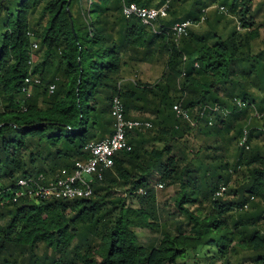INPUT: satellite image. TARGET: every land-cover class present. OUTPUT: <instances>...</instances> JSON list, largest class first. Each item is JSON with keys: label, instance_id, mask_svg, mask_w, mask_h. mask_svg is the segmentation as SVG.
Here are the masks:
<instances>
[{"label": "trees", "instance_id": "trees-1", "mask_svg": "<svg viewBox=\"0 0 264 264\" xmlns=\"http://www.w3.org/2000/svg\"><path fill=\"white\" fill-rule=\"evenodd\" d=\"M214 5L238 26L210 19ZM263 6L174 0L154 29L126 17L121 0H0V264H264V115H255L264 112ZM188 19L177 41L171 28ZM159 59L156 81L126 76L129 65ZM30 72L42 83L28 95ZM117 94L127 118L153 126L128 134L133 148L93 194L15 199L20 178L72 168L89 142L113 134ZM181 101L195 125L176 116ZM155 172L157 183L179 186L183 224L159 206ZM137 227L159 234L150 247Z\"/></svg>", "mask_w": 264, "mask_h": 264}, {"label": "built area", "instance_id": "built-area-1", "mask_svg": "<svg viewBox=\"0 0 264 264\" xmlns=\"http://www.w3.org/2000/svg\"><path fill=\"white\" fill-rule=\"evenodd\" d=\"M174 0H165L160 6L145 7L140 6L136 2H127L121 0L123 6V13L126 17H137L143 24L155 29L156 23L161 18L168 17L171 3ZM225 10L224 6L220 7ZM194 25L191 19L177 22L172 26V31L178 41L183 35L188 34L189 28ZM29 34L34 37L33 32ZM32 50L39 47L38 41L34 40L32 43ZM34 54L30 61L33 64ZM196 66H199L196 63ZM27 86L25 92L30 95L35 84H41L42 79L38 74H28L25 78ZM57 88L56 83L49 85V92L54 93ZM235 102L241 108L247 107L248 102L236 98ZM173 109L176 116L180 119L189 121L195 125L191 113L184 108L183 102L174 104ZM204 114V112H202ZM112 115L114 117V131L113 134L101 140H94L89 142L85 149L88 152L86 160H76L72 168H63L61 171L51 175L40 174L32 177H22L18 180L19 190L15 194V199L25 195L38 198H62V199H76L90 197L93 194V185L96 181L104 178L105 172L112 168L115 164V157L122 150H131L133 144L128 139V134L136 129L142 130L153 126L151 121L141 119H131L126 116V109L123 99L119 94L112 99ZM255 115L262 116L264 112L255 109ZM248 141V129L240 144L246 145ZM155 187H164L163 183H157ZM227 189V186L222 185L216 192L217 196H222ZM144 189H140L139 193H144Z\"/></svg>", "mask_w": 264, "mask_h": 264}, {"label": "rangeland", "instance_id": "rangeland-1", "mask_svg": "<svg viewBox=\"0 0 264 264\" xmlns=\"http://www.w3.org/2000/svg\"><path fill=\"white\" fill-rule=\"evenodd\" d=\"M154 2H157L159 0H152ZM261 0H254L255 3H258ZM264 2V0H263ZM207 12H209V17L212 20L218 19L221 20L220 23L222 24H227L228 27H233L235 25V23L238 26V20L235 19V23H231L230 26L228 24V20H231L230 17L227 15L225 18L221 19L217 14V8L216 6H212L209 7V9L207 10ZM255 27H260L262 29V32L264 33V6L258 16L257 19V23L255 25ZM198 28V27H197ZM199 28L201 30H205L203 28H207V24L206 23H202ZM241 28V27H240ZM242 29V28H241ZM35 50L33 51L34 56H36L35 54ZM164 66H165V62L163 60L154 62L152 64L149 63H145V64H140V65H129L128 67V71L126 72V76L128 78H132V79H139L141 81H148V82H154L156 81L161 75L162 72L164 70ZM149 114V113H148ZM262 138H264V135H262ZM196 142V141H195ZM231 160L234 161L235 157L233 155L230 156ZM246 171L244 169H242L241 171H239L238 175L240 176H245L246 175ZM237 174H234L233 179L237 178L238 176ZM159 179V175L157 172L153 173L152 176L150 177L151 183L156 185L157 181ZM157 192H158V201H159V206L161 208H165L166 211L174 213L175 215L172 218H176L177 220V224H183L184 223V215L176 208L175 206V200L176 198L179 196L180 194V189L179 186H170V187H159L157 188ZM120 191V189H117V192ZM135 203V202H134ZM137 204V203H136ZM183 222V223H181ZM135 230L138 233L139 236V240L142 242V244L150 247L152 245V243L156 240V237L159 236L158 233L150 231L149 229L145 228H135Z\"/></svg>", "mask_w": 264, "mask_h": 264}, {"label": "crops", "instance_id": "crops-1", "mask_svg": "<svg viewBox=\"0 0 264 264\" xmlns=\"http://www.w3.org/2000/svg\"><path fill=\"white\" fill-rule=\"evenodd\" d=\"M157 3H158V2H157ZM157 3H156V2H154V5H152V6H158V5L160 4V3H159V4H157ZM155 4H157V5H155ZM126 69H128V68H126Z\"/></svg>", "mask_w": 264, "mask_h": 264}, {"label": "water", "instance_id": "water-1", "mask_svg": "<svg viewBox=\"0 0 264 264\" xmlns=\"http://www.w3.org/2000/svg\"><path fill=\"white\" fill-rule=\"evenodd\" d=\"M73 30H75L74 27H73Z\"/></svg>", "mask_w": 264, "mask_h": 264}]
</instances>
